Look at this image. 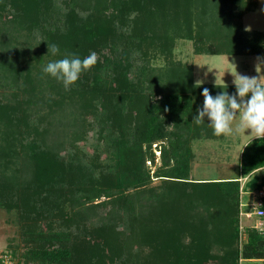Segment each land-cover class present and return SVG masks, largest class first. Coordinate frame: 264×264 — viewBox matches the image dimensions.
<instances>
[{
	"label": "trees",
	"instance_id": "16d2710c",
	"mask_svg": "<svg viewBox=\"0 0 264 264\" xmlns=\"http://www.w3.org/2000/svg\"><path fill=\"white\" fill-rule=\"evenodd\" d=\"M212 9V0H0V201L9 208L16 207L5 189L33 183L39 187L53 178H67V184L73 187L68 195L74 214H65L61 224L73 222L79 232L63 238L52 236L54 243L49 234L40 232L39 236L46 238L38 244L47 248L39 249L38 254L60 264H127L128 238L117 231L118 212L124 211L131 213L130 234L134 231L148 239L152 252L162 258L175 254L173 264H238V258L244 260L243 264H257L250 260L264 259V231L248 229L246 242L237 249V177L200 181L186 177L189 138L208 137L210 131L206 117L200 125L193 120L197 109L203 107H196V101L200 97L203 103L204 88L213 96L221 91L231 95L235 85L194 84L189 78L190 68L178 61L168 60L169 66L164 68L148 66L155 56H170L175 38L192 39L196 54L263 52L259 44L264 41L262 34H250L241 28V14L250 7H238L231 15L224 13L227 21L221 19V25L225 28L214 22L218 16L215 18ZM36 26L41 27L42 34L32 32ZM149 42L153 49L147 50ZM52 43L59 46L58 55L48 52L47 44ZM118 47L129 51L124 61L115 63L109 59ZM132 48L141 62L138 80L134 81L129 79L132 61L127 58ZM93 51L99 56L97 63L69 90L42 72L50 61L69 54L84 58ZM108 63L107 70L104 67ZM7 87L10 92L5 91ZM151 96L157 98L151 100ZM32 114L40 124L29 131L27 120ZM90 119L109 123L114 129L113 165L96 179L82 180L81 173H65L53 153L62 147L61 137L88 132ZM162 139L169 145L160 150L162 163H166L169 150L180 168L157 167L152 175L165 178L161 180L173 190L183 185L192 187L187 192L183 186L179 196L185 198L188 208L201 206L210 225L165 215L164 198L171 197L172 192L169 187L165 194L136 191L150 177L144 165L147 158L153 159L150 145ZM250 140L239 154L241 176L264 166V139ZM143 144L147 150L142 149ZM179 146L184 152L180 159L176 152ZM21 174L28 179L20 180ZM263 181L252 174L242 188L250 191ZM75 192H79L77 197ZM100 196L104 199L90 203ZM27 197L20 201H27ZM213 202L220 216L210 210ZM261 208L264 212V196ZM180 236L183 239L179 241ZM213 243L220 247L218 253L210 252Z\"/></svg>",
	"mask_w": 264,
	"mask_h": 264
},
{
	"label": "rangeland",
	"instance_id": "374dc122",
	"mask_svg": "<svg viewBox=\"0 0 264 264\" xmlns=\"http://www.w3.org/2000/svg\"><path fill=\"white\" fill-rule=\"evenodd\" d=\"M253 1L255 2V0H212V13L215 18L218 16L214 22H216L221 28H225L221 25V19L227 21V14L223 15L224 13L228 12L231 15L233 14V11L238 9V7L242 9L250 7V9H253V5H255ZM55 5L61 11H64L62 6L57 1H55ZM250 15L253 16V18L256 16L253 14ZM49 17L47 18V21L50 20ZM259 26L264 27V22H262ZM43 27L47 29L51 28L49 25H44ZM40 28V26H36L33 28L32 32L36 35L42 34ZM18 39L22 40L20 36ZM22 44L23 42H21L20 46H22ZM150 48L153 49L152 44L147 46V50H150ZM128 51L129 49L118 47L116 48L115 53L113 52V57L109 60H115V63L124 61ZM130 52L133 53H128L127 56V58L132 61L131 68L129 69V79L130 81H134L138 80L137 72L140 68L139 64L141 62L138 60L139 56L135 55V48H132ZM240 59H243V57H231L230 55L226 54H196L194 41L192 39L175 38L170 56L166 58L162 55L155 56L148 61V66L152 68H164L168 65V60L178 61L179 63L185 64L190 68L189 78L192 83L224 84L234 83L235 73L239 74L242 67ZM108 66L109 63L104 68L108 70ZM10 90L11 89L7 87L5 91L10 92ZM155 98H157V96H151L150 99L153 100ZM193 102L195 103V99ZM202 104V100L199 97V99L196 101V107H200ZM16 114L18 115L19 113ZM89 122L90 124L88 126V132L85 134L80 133L75 137L70 135L61 137L60 139L63 141V145L60 148H55L57 152L55 151L53 153L55 155L54 158L62 162V167L65 169L64 172L71 170V172L74 171L76 175L81 173L83 176L82 180H86L91 177L96 179L100 172L106 173V171H108L113 165L112 145L114 139L116 138L114 129H112L109 123H99L94 119H90ZM27 124V130L30 131L33 128L38 129L40 123L36 120V116L32 114L28 118ZM250 134L251 130L249 129L245 130L244 134H237L233 136H216L213 133V129L210 127V131L207 134L208 137H190L187 143L190 150L189 155L187 156L189 160V167L186 177L189 178L188 180L200 181L203 178H207L206 180L228 179L224 176H229L230 178L237 177L236 179L239 185H242V187L243 183L248 180L252 174H257L258 179L264 180V166L259 168V171H254L248 176H241L238 174L239 147L246 140H248V138H251L249 136ZM154 142L157 143L156 151L157 149L160 151L164 148H169V145L167 146L168 142L166 139L155 140ZM142 149L147 150L145 144H143ZM150 152L153 154V159L149 164L144 163L145 168L148 169L150 175L148 183L135 189L136 191L141 189L150 191L151 193H159L161 191L165 194L167 188L169 187V183L163 182L166 181L161 180L165 179L163 177L154 176L155 174L152 175V171L157 167H162V170H169L172 167L178 169L180 168L179 164L177 161L175 162L171 158V153L169 150H166L165 157L167 161L164 164L162 163L163 158L161 151L158 159H154L155 153L152 152V150ZM176 152L179 155V159L181 157L180 155L184 156L183 149L181 150L180 146L177 148ZM146 156H148L147 153L145 157ZM3 173L9 174L8 170H3ZM23 179L27 180L28 177L21 174L20 180ZM34 184L35 183L29 187L26 185H20L18 187L5 189V191L7 190V192H9V199L11 203L15 204L16 207L9 208L0 201V252L12 253L11 257L13 258L15 264H60L59 262L50 259L48 256H41L36 251L47 248L45 246L40 248V245L38 244L40 241H43L46 238L44 236L40 237V232L43 234H49L53 243L55 240L52 236L63 238L66 237V234L69 235L71 233L75 234L76 232H79V229L75 228L73 222L69 225L61 224L63 223V216L65 214L68 215V217L74 214V206H71L70 197L68 195L70 194V191H73V187L67 184V178L64 180H59L57 178H53L52 181L46 180L43 181L42 186L39 187H36ZM8 186L9 185L6 183V187ZM183 186H180L177 190L170 189V187L168 188L172 192L171 197L165 196L164 198L165 204L163 209L167 211L165 215H169L171 218L177 217L180 220L191 218V220L194 222L200 224H206L207 222L208 225H210V219L204 215V211L201 206L197 205L198 207L196 208L193 206H190V208L185 206V198H181V196H179ZM148 187L151 189L147 190ZM184 187L187 192L192 191V187ZM196 189L197 188H195V190ZM187 192L184 194H188ZM75 194H77L75 196L77 197L79 192H75ZM26 196H28L27 201H20L21 198H25ZM172 196L174 198H172ZM194 196L196 197L195 194ZM0 199L2 198L0 197ZM103 199L104 197L100 196L93 199L90 203H96ZM250 200L251 196L249 194L239 193L238 191L237 218L235 222V227L237 230V249L242 245L239 241L240 231H242V228H244V232L247 237V230L252 228L251 225L253 224L254 220L252 217L246 218L239 215V203H248ZM213 203H215V205L210 206V210L216 211L214 215L220 216V214H218L220 213L219 207L217 208L216 202ZM60 213H62V215H59ZM118 213L120 215V221L118 222L117 231L119 236L128 238L127 245L129 251L127 252V264H173L176 256L175 254L169 253L167 256H163L162 258L159 256V254L152 252L150 249L151 242H149L148 239H143L140 236H137V233L134 231L133 235L130 234L131 213H124V211H119ZM153 215L154 213L151 214L150 218H152ZM218 222L219 220L217 223ZM239 226L242 227L239 228ZM181 239H183V237L181 238L180 236L178 240L180 241ZM183 240L187 241V233L185 234ZM32 241H36L37 244H33ZM219 249L220 247L213 243L210 252L218 253L220 251ZM161 258H165V261L161 260ZM250 261H255L254 263L257 264H264V259ZM67 262L68 261H66V263ZM237 263L243 264L244 260L238 258Z\"/></svg>",
	"mask_w": 264,
	"mask_h": 264
},
{
	"label": "clouds",
	"instance_id": "9594fccd",
	"mask_svg": "<svg viewBox=\"0 0 264 264\" xmlns=\"http://www.w3.org/2000/svg\"><path fill=\"white\" fill-rule=\"evenodd\" d=\"M47 48L52 55L60 52L55 43L47 44ZM98 59L99 56L94 51L84 58L69 54L65 58L48 62L42 72L55 78L63 84L65 90H69L80 75L90 70ZM259 63L264 64V61ZM234 85L236 91L231 95L227 91H221L213 96L209 89L204 88L201 93L204 98L203 107L197 109L194 122L197 125L203 124L206 117L216 136L244 134L245 130L250 129L251 139H264V82H261L259 75L249 77L235 73Z\"/></svg>",
	"mask_w": 264,
	"mask_h": 264
},
{
	"label": "crops",
	"instance_id": "0c3cea01",
	"mask_svg": "<svg viewBox=\"0 0 264 264\" xmlns=\"http://www.w3.org/2000/svg\"><path fill=\"white\" fill-rule=\"evenodd\" d=\"M255 5H253V9L246 10L241 14L240 23L241 28L243 31L252 34L253 32H259L262 34L264 38V27H260L259 25L264 22V0H255ZM250 14L256 15L254 18ZM262 42V43H261ZM260 49L263 52L260 53H253V54H237V55H230L231 57H239L243 59L241 60L242 67L240 69V75H246L249 77L252 76H260L261 82H264V64H260V61H264V41H261ZM215 85H234V83H224V84H215ZM247 98H250L247 97ZM251 138H248L240 147L239 152L242 147L248 142ZM239 160V155H238ZM259 171V169L255 170ZM225 178H230L229 176H224ZM234 177V176H231ZM223 178V177H221Z\"/></svg>",
	"mask_w": 264,
	"mask_h": 264
},
{
	"label": "built area",
	"instance_id": "2783aa9c",
	"mask_svg": "<svg viewBox=\"0 0 264 264\" xmlns=\"http://www.w3.org/2000/svg\"><path fill=\"white\" fill-rule=\"evenodd\" d=\"M157 143L153 142L151 143L150 149L152 152L155 153L154 159L159 158L160 151H156ZM146 164L150 163L149 159L145 160ZM239 193H247L251 196V200L248 203H239V215L244 216L246 218H254L253 224L251 225L252 228L256 229L259 232H262L264 230V221L262 219L263 217V210L261 208V198L264 196V181L263 183L258 187L250 191H245L242 188V185H239L238 187ZM248 207V208H244ZM242 226H239V228ZM240 244H243L246 242V234L244 232V228H242V231H240ZM0 264H15L13 258L11 257L10 253L8 252H0Z\"/></svg>",
	"mask_w": 264,
	"mask_h": 264
}]
</instances>
